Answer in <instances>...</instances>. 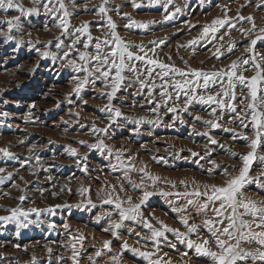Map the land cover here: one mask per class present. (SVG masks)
<instances>
[{
  "label": "rangeland",
  "instance_id": "374dc122",
  "mask_svg": "<svg viewBox=\"0 0 264 264\" xmlns=\"http://www.w3.org/2000/svg\"><path fill=\"white\" fill-rule=\"evenodd\" d=\"M21 2L33 7L32 0ZM65 2L72 13L73 27L89 22L93 45L97 37H110L107 19L97 15L102 0H76L75 6L70 0ZM136 3L140 6L133 7L132 0H109L108 15L115 21L118 34L133 52L186 72L226 69L233 61L249 58L251 54L245 49L250 41L264 35L259 32L264 27V0H171L167 9L163 3L150 0ZM40 5L41 0H37L36 6ZM16 15L19 13L9 10L7 18ZM241 16L253 17L256 29L252 30L247 19L240 20ZM225 17L229 23L223 27L212 24ZM3 19L5 14L0 11ZM132 21L146 26L125 27ZM58 24L41 7L39 15L21 17L22 30L11 32L14 39L0 34V148L12 153L6 156L0 152V169H4L0 172V217H11L14 208L28 213L27 217L0 220V264H149L133 248L153 253V260L160 258L171 264H210L209 258L188 248L172 232H165L166 239L158 238L157 246L148 239L151 230L144 222L162 229V221L186 232L181 218L187 217L190 225L198 226L201 237L209 238L203 222L213 217L212 211L198 213L194 206L187 205L188 198H195L180 194L203 190L205 185H223L226 166L231 175H238L240 155L250 151L248 141L240 134L254 138L251 124L242 127L229 109L216 108L213 115L215 105L199 102H193L188 111L169 112L167 108L172 106L182 109L185 96L180 93L177 101L176 90L168 88L173 101L164 104L158 67L151 77L156 85L151 96L149 89H141L135 75L127 72L124 86L111 102V89L100 79L77 93L78 80L86 73L77 72L64 58L74 37L62 35ZM205 27L209 28L207 35ZM213 27L218 28L215 33ZM247 30L252 31L249 34ZM5 32L7 25L0 24V33ZM58 39L63 41L59 49L55 46ZM84 40L86 36H81ZM82 42L69 52L68 59L79 62V51H85ZM232 44L235 47L229 52ZM86 51L95 49L90 46ZM44 52L55 53L56 59L44 57ZM255 52L264 54V40L257 41ZM135 63L145 73L141 79H148L146 69L154 66L144 61ZM245 67L250 69L246 76L255 74L251 63ZM165 79L171 82L173 78L170 75ZM174 79L184 78L176 75ZM219 90L217 84L208 91L214 94ZM236 93L239 112L244 108L240 100L248 92L237 85ZM200 94L207 93L201 89ZM109 103L120 109V117L110 119L114 112L102 110ZM197 116L201 119H195ZM209 120L221 127L213 128L206 123ZM94 128L107 132L98 133ZM212 139L218 143H211ZM101 140L106 148L89 147ZM71 149H76V154ZM258 152L264 155V147ZM212 161L220 167H214ZM262 172L264 164L254 161L249 175L259 179L244 188V195L258 202L264 200V188L259 187L264 183V175H259ZM144 192L152 195L141 204V216L112 229L120 217L114 205L104 201L119 197L128 207L127 197L137 204ZM182 207L188 210H174ZM191 239L196 240V234H191ZM104 241L111 242V250L104 248ZM125 242L127 249L123 248Z\"/></svg>",
  "mask_w": 264,
  "mask_h": 264
},
{
  "label": "snow or ice",
  "instance_id": "6c2138e0",
  "mask_svg": "<svg viewBox=\"0 0 264 264\" xmlns=\"http://www.w3.org/2000/svg\"><path fill=\"white\" fill-rule=\"evenodd\" d=\"M70 2L75 6L76 0H70ZM32 3L33 7H25L21 0H0V11L5 14V19L0 20V24L7 25V32L0 34L5 35L8 40L14 39L11 32L13 29L16 31L22 30L21 17L39 15L41 7H43L46 14H50L59 21L58 27L62 29V35H72L74 37L70 47L64 53V58L77 72L86 73L83 79L78 80L77 88L75 89L77 93L86 84L95 83V79H100L105 82L106 87H110L111 89L108 93V99L111 102L121 90L122 86H124L127 79L125 73L127 72L134 74L136 80L139 82L140 88H148L149 95L151 96L156 87L151 77L155 68L158 67L160 72L156 75L162 81L160 95L163 98L164 104L167 105L169 101H173V95L167 90L168 88L176 90L177 94L175 99L177 101L180 99V93H183L185 96L184 107L182 109H178L175 106L168 107L167 110L169 112L177 113L178 111H188V107L193 102H199L206 105H215L216 107L212 109L213 115L216 112V108H220L221 110L229 109L232 113L236 114V118L240 120L242 127H248L249 123L251 124L254 131V138H250L243 133L240 134L241 138L248 141L250 151L240 155L242 167L238 169V175H231L226 166L223 171V175L226 177L223 185H205L203 190L196 189L191 193L185 192L180 194L185 197L195 198H188L187 205L194 206L198 213L203 212L207 214L209 210L212 211L213 217L203 222L209 238L201 237L198 226L196 224L190 225L187 217L181 218V223L187 229L186 232H181L177 228H170L162 221L160 222L162 229L154 228L147 221L144 222V226L151 230V235L148 239L155 241L157 246L159 245L158 238L163 237L166 239L165 232H172L181 242H185L188 248H195L198 255L209 258L210 264H264V200L258 202L244 195L245 186L253 180L258 181L259 179V176L253 178L249 175L252 164L256 160L264 164V155L258 152L259 149L264 147V54L255 52L257 41L264 40V35H258L250 41V46L245 49L246 52L251 54L249 58L233 61L226 69L214 72L190 69L186 72L156 59L146 58V55H140L138 52L130 50L129 43H126L121 38L116 31L117 25L115 21L108 15L109 8L107 5L109 4V0H102L98 6L97 15L101 19H107L108 28L111 30L110 37L103 40L97 37L95 38L96 42L94 45L92 43L94 38L89 30V22L85 21L79 27H73L71 25L70 17L72 13L69 11L68 4L65 0H41L40 6H36L37 0H32ZM132 3L133 7L140 6L136 3V0H132ZM150 3H163L165 9H167V5L171 3V0H150ZM9 10H15L19 15L7 18ZM239 19H247L252 23V30L256 29V23L253 17L249 16L245 18L241 16ZM228 23L229 18L227 17L224 19H216L212 22L214 26L218 27H223ZM133 26L145 27L146 25L136 21L125 25V27L129 28ZM70 27H72V32H69ZM231 27H235V25L232 24ZM217 30V27L211 28L213 33ZM252 30L247 31L250 34ZM208 32L209 28L205 27V35ZM259 32L264 33V27H261ZM81 36H86V40L82 42ZM220 39H223V37H220ZM81 42L85 51H79V62L76 59H68L69 52L76 49V45ZM55 46L58 49L61 48L63 41L58 39ZM90 46L94 47V52L86 51ZM234 47L235 45L232 44L228 48V51L231 52ZM139 51L143 52L144 49L140 47ZM42 55L44 57L51 55L53 60L56 59L55 53L44 52ZM136 61H144L146 65L154 66L146 69L148 79H141V75L145 73L140 72L136 66ZM250 63L251 70L255 74L246 76L244 73L250 69L245 66ZM170 75L173 78L171 82L165 79ZM176 75L184 79L182 81L175 80L174 77ZM217 84L220 85L219 91H216L214 94L208 91L210 86ZM237 85L243 86L248 92V95L243 96L240 100V103L244 104V108L239 112L237 111L238 106L235 103L237 101ZM201 89L207 94H200ZM102 110H107L110 113L114 112V116L110 117V119H115L122 115L120 109L114 108L111 103L105 105V109ZM195 119L199 120L201 117L197 116ZM151 123L156 122L151 121ZM206 123L213 128L221 127L216 121L209 120ZM93 130L98 133L107 132L105 128H94ZM229 131L232 130L229 129ZM211 143L216 144L218 142L212 139ZM89 147L93 149H104L107 146L101 140L99 143L92 144ZM0 152L6 156L12 155L6 148H0ZM71 152L76 154V149H71ZM110 152L111 150L109 149V154ZM232 155H237V153H232ZM117 160H119V156H117ZM212 164L214 167H220L215 161H212ZM3 171L4 169H0V172ZM259 175H264V172ZM10 176L11 173H9ZM149 178L153 180L159 179V177L151 176ZM2 182L3 178H0V183ZM259 187L264 188V183H259ZM121 190H123L122 186ZM82 191H87V189ZM151 195L152 193L150 192H144L143 199L137 204L132 203V197H127L128 207H124L125 201L119 199V197L116 199H106L104 203L114 205L120 217L119 221L113 222L111 225L112 229H119L124 221H136L141 216V204ZM164 195H170V193H164ZM20 199L23 200L25 197L21 196ZM89 203H91V200H89ZM92 206L95 207V205ZM174 210L183 213L188 209L187 207H182ZM10 211L12 214L11 217H0V220L18 219L21 215L25 217L28 215L27 212L19 208H14ZM29 211L36 210L31 209ZM191 234H196L197 239H191ZM113 235H118V233L113 231ZM110 244V241H104V248L111 250ZM244 244H255L256 247L245 248L243 247ZM213 245L215 246L214 248ZM73 247L75 248V245ZM172 247H175V245H172ZM123 248H129L127 242L123 244ZM132 251L147 259L149 264H171L170 261L164 262L160 258L153 260V253L151 252L140 251L136 248H133ZM96 255L99 256L100 252L98 251ZM72 259L74 261L76 260L75 254ZM113 259L116 258L114 257Z\"/></svg>",
  "mask_w": 264,
  "mask_h": 264
}]
</instances>
